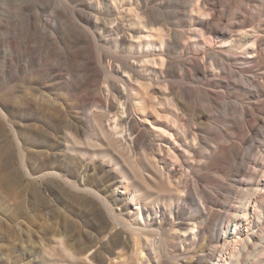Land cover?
<instances>
[{"label": "bare ground", "instance_id": "bare-ground-1", "mask_svg": "<svg viewBox=\"0 0 264 264\" xmlns=\"http://www.w3.org/2000/svg\"><path fill=\"white\" fill-rule=\"evenodd\" d=\"M80 1L86 7L87 0ZM92 1L99 7L103 5V10L98 8L94 13L95 27L106 30V24L98 22L101 20V15L105 14L104 19L110 23L127 20L129 32L124 31L126 33L124 36L130 38V52L134 53L137 50L143 52L133 54V59L140 63V68L146 70L145 67L148 66L150 70L157 69L164 78L156 81L155 78L145 76L122 64V70L127 75L126 83L129 87H133V90H128V94H124L121 88L109 80L111 75L120 76L119 70L113 67L110 75H105V82L109 84L108 90L113 92L118 105L112 99L105 104L97 96L104 89L99 85L104 74L94 69L89 59L85 58L86 82L84 83L74 82L71 78L63 81V75L48 60L43 62V57L37 59L33 54H27L26 63L31 68V81L47 79L51 83L62 85V89L67 91V96L75 97L71 102H52L51 96L41 91V87H34V84H30V88L27 87V94H32L28 104L35 106L40 112H49L53 117L52 120L56 122L55 126L50 124L38 127L37 133L43 131L45 139H54L65 152L63 155L47 153L50 158L63 157L65 165L51 163L52 166L45 168L46 175L52 177L53 183L47 184L45 188L52 190L53 194L75 195V200L83 212L92 217L97 230H85L80 234L68 229L62 218L54 217L53 205L49 197L43 195L42 201H36L32 210L38 220L35 226L51 236L52 249L57 252L54 253L52 249L46 250L44 258L49 263L57 262V264H162L164 261L171 264H195L199 252L196 245L203 240L204 246L205 243H214L217 246V254L215 257L211 256V259H214L211 264H264V162L256 173V176L261 174L262 178L253 179L243 188L242 194L233 205V211L230 212L222 236L218 235L219 217L212 205H222L226 208V204H219L220 200L214 203L211 192L199 183L195 185L196 193L208 209L207 217L202 219L193 214L188 217V222L180 223L175 222L177 217H172L173 228L167 231L163 228L162 222L156 225L149 222L145 216L150 210L149 206L155 209L159 203L173 206L175 201L179 203L186 200L190 184L178 179L180 171H185L178 169L179 166L183 168L182 159L191 161L196 157L204 158L201 167L213 170L217 164L227 158L242 156L241 147L237 143H232L230 147L216 146L214 156L209 158L198 153L196 146L200 144L199 134L190 132L187 122L184 121V114L181 113L195 114L194 104L187 101L182 89L169 91L168 85L170 78L173 77L190 79L199 71V65L193 67V72L186 69L183 71L170 57L173 50L179 48L186 40L201 47V50H205L213 42L224 43L228 54L222 60L219 57H208L209 66L213 70L220 69L233 75L237 71L233 67V62L235 57H238L243 60L245 67H250L252 63H260L264 80V22L260 23V27L254 25L250 26V30H245L248 26H242L235 20L226 25L227 29L224 30L210 22L215 20L221 23V18L198 4L191 13L203 11L209 13L211 18L193 24L192 27L195 29L190 27L191 32L188 34L185 30L176 29V27H185L184 22L169 23L162 7L150 8L149 0ZM191 1L192 5H196V0ZM57 13L61 16L60 11ZM76 13L80 21L93 28L90 16L81 11ZM156 13L162 17L156 16ZM104 19L102 18L103 21ZM42 34L43 39H41L44 42L47 39L51 43L57 40L54 32L48 36L44 32ZM93 36L95 43H104L101 36L94 34ZM64 39L70 43L86 44L90 42V35L77 28H71L65 33ZM123 39L128 41L127 37ZM152 50L157 53L154 55L146 53ZM101 55L102 60L103 55ZM73 56L80 57L81 54L74 53ZM222 63L225 68H221ZM50 66L51 70L47 68ZM155 83L158 84L157 87H153ZM84 87H87L84 89L85 95L81 97L73 95V91L82 90ZM246 90L258 97V101L262 103L264 83ZM132 92L135 103L131 101ZM90 93L95 95L88 97ZM8 105L7 102L0 101V110L7 109ZM257 108L258 106L244 107L239 125L244 124L248 117L254 115ZM82 111L88 116L87 119H84ZM124 115L128 118H124ZM132 115L134 117L130 119ZM12 120L10 115H6V120L1 119L0 122L9 125L11 133L17 136L16 125ZM132 121L146 123L156 133L155 142L158 143H149V134L145 131L138 134L132 146L125 134L126 125H129L127 129L131 135L137 133ZM255 123L253 121L250 126L256 127ZM239 125L234 128L235 132L239 131L241 127ZM90 127H93V131H90ZM261 129H264V126ZM12 145L15 154L21 156V166L15 168L16 177H23L25 173L29 176L34 175L27 168L23 155L24 144L18 141V145L14 142ZM201 147L205 148L200 145ZM137 150L141 151L140 157L136 155ZM76 158L80 159L79 168L75 165ZM86 161H89V165L85 164ZM111 163L112 166L109 165ZM162 163L172 165L173 170L165 171L164 166H161ZM191 163L193 162L189 164ZM146 172L149 173L148 176ZM114 173L123 180L112 181ZM200 180L205 181L204 178ZM38 190L43 193L39 188L35 189V192L37 193ZM113 192H118V195L124 199L123 205L134 209V218L130 220L116 209L115 205L120 203H116L115 199L119 197L113 196ZM43 210L44 215L41 218L39 214ZM84 233L89 241L83 246ZM172 239L179 240L180 243H175ZM183 240L189 241L190 245L183 246ZM180 248L183 250L192 248L188 251L189 256L184 257L185 261L180 256L186 254L178 253Z\"/></svg>", "mask_w": 264, "mask_h": 264}, {"label": "rangeland", "instance_id": "rangeland-1", "mask_svg": "<svg viewBox=\"0 0 264 264\" xmlns=\"http://www.w3.org/2000/svg\"><path fill=\"white\" fill-rule=\"evenodd\" d=\"M214 1H216L215 4H213ZM149 2V7L152 9L162 7L169 23L184 22L185 27H176V29L185 30L188 34L191 32L190 27L193 24L211 18L209 13L203 11L191 13L198 4L220 17L221 23L215 20L210 22L224 30L227 29L226 25L235 20L242 26H248L245 30H250V26L254 25L260 27V23L264 22V0H196V5H192L191 0H149ZM98 8L103 10V5L100 7L94 5L92 0H87L86 7L80 0H0V101L9 104L7 109L0 110V120H6V115H10L17 129V136H14L9 125L4 123V126L3 122H0V263L57 264V262L49 263L44 258L45 251L52 249L51 236L35 226L38 220L32 210L36 201H42L43 195L49 197L48 199L55 210L54 217L62 218L68 229L80 234L85 230L97 231L92 217L83 212L75 200V195L53 194L52 190L45 188L47 184H53L52 177L46 175L45 168L53 164L65 165L63 157L50 158L47 153L63 155L65 152L54 139H45L43 131L37 133L38 127L50 124L55 126L56 122L52 120L53 117L49 112H40L35 106L28 104L32 94H27V87L30 88V84H34V87H41V91L51 96L52 102H71L75 97L67 96V91L62 89V85L58 83H51L47 79L31 81L32 72L26 63L27 54H33L37 59L43 57V62L48 60L63 75V81L71 78L74 82L84 83L86 82L84 78L86 74L84 70L85 58L89 59L92 67L104 74L103 79L99 81V85L104 89L96 95L105 104L112 99L118 105L113 92L108 90L109 84L105 82V75H110L113 67L119 70L120 76L111 75L109 80L121 88L124 94H128V90H133V87H129L126 83L127 75L122 70V64L136 72L145 74V76L153 77L156 81L164 78L157 69L150 70L148 66L145 67L146 70L140 68V63L133 59V54H142L143 52L139 50L134 53L130 52V38L124 36L126 35L124 31L129 30L127 20L110 23L104 19L105 14L101 15V20L98 22L99 24L104 22L106 30L95 27L94 13ZM111 8L113 9L112 6ZM59 11L61 16L57 13ZM77 11L90 16L92 29L87 23L79 20ZM156 16L162 17L157 13ZM71 28H77L90 35V42L76 44L66 41L64 35ZM192 28L195 29V27ZM42 32L47 36L54 32L57 40L52 43L48 39L45 42L42 41ZM93 34L101 36L104 43H95ZM124 37H127L128 41L124 40ZM201 49L186 40L179 48L173 50L170 57L177 67L182 68L183 71L186 69V71L193 72V67L199 65V71L190 79L170 78L169 91L182 89L186 94L187 101L194 104L195 114L180 112L184 114V121L187 122L186 125L190 132L199 134L198 142L200 144L196 146L199 154L209 158L214 156L216 146L230 147L232 143H237L241 147L240 155L242 156L233 159L227 158L217 164L213 170L201 167L202 162L205 161L204 158L196 157L191 161L182 159L183 168L179 166L178 169L181 168L185 171H180L178 179L190 184L186 200L179 203L175 201L173 206L159 203L155 209L153 206H149L150 210L145 216L149 222L156 223V225L162 222L163 228L167 231H171L173 228L172 217H177L175 222L179 223L181 221L188 222V217L193 214L202 219L207 217L208 209L196 193L195 185L199 183L211 192L214 203L220 200L219 204H226V208H223L222 205L211 204L219 217L218 235L222 236L223 231L226 230L225 226L228 223L230 212L233 211V205H235L238 196L242 194L243 188L248 186L253 179L260 180L262 178L261 174L256 176V173L264 162V129H261L264 126V100L261 103L258 101L259 98L248 92L246 88H256L258 84L264 83L263 70H261L260 63H249L250 67H245L243 60L238 57H235L233 62V67L237 70L233 75L228 71L213 70L209 66L208 57H219L222 60L228 54L227 46H224V43L213 42L205 50ZM74 53H80L81 56L74 57ZM146 53L154 55L157 52L152 50ZM101 54L103 55L102 60ZM47 68L51 70L52 67ZM221 68H225L223 63ZM157 86L158 84L155 83L153 87ZM84 89L87 87L73 91V95H77V97L85 95ZM131 94V101L135 103L133 92ZM90 95L94 96L95 94L90 93L87 96ZM128 101L131 104L130 98ZM257 106L255 114L248 117L244 124L239 125L240 119L243 117V108ZM83 117L84 119L88 117L85 112ZM123 117L128 118L127 115ZM133 117L132 115L130 119ZM253 121L256 122V127L250 126ZM132 123L136 126L137 133L131 135L128 130L129 125H126L125 132L132 146H134V140L138 134L145 131L149 134L148 142H155L156 133L146 123L139 121H132ZM237 125L241 127L239 131L235 132L234 128ZM89 129L93 131V127ZM12 141L16 145H18V141L24 144L23 155H25L27 168L34 175L29 176L25 173L23 177H16L15 168L21 166V156L15 154ZM156 142L158 143V141ZM200 145L205 148H200ZM136 152L137 157H140L141 151L137 150ZM88 162L86 161L85 164L89 165ZM190 162L193 163L189 164ZM75 165L80 167V159L76 158ZM109 165L112 166V163ZM161 166H164L165 171L173 170L172 165L162 163ZM146 174L149 175L148 172ZM200 178H204L205 181H201ZM115 180L121 181L123 178L114 173L112 181ZM38 188L42 189L43 193L39 190L36 193L35 189ZM113 196L119 197L115 199L116 203H120L115 205L116 209L130 220L134 218V209L123 205L125 201L118 195V192H113ZM228 204L230 205L228 206ZM171 210H173L172 213ZM39 215L42 218L44 210ZM172 240L175 243H180L179 240ZM87 241L89 238L84 233L82 245H86ZM183 242V246L190 245L189 241L183 240ZM203 243L202 240L196 245L199 252L195 264H206L205 262L211 264L214 260L211 259V256L215 257L217 254V246L214 243H205V246ZM191 249L180 248L178 251V253L186 254L180 256L184 261V257L189 256L188 251ZM53 252L57 253L55 250ZM162 264L171 263L164 261Z\"/></svg>", "mask_w": 264, "mask_h": 264}]
</instances>
